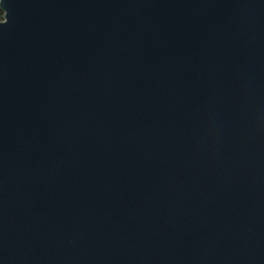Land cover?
I'll use <instances>...</instances> for the list:
<instances>
[{
    "label": "water",
    "instance_id": "1",
    "mask_svg": "<svg viewBox=\"0 0 264 264\" xmlns=\"http://www.w3.org/2000/svg\"><path fill=\"white\" fill-rule=\"evenodd\" d=\"M4 11L0 264H264V0Z\"/></svg>",
    "mask_w": 264,
    "mask_h": 264
},
{
    "label": "snow or ice",
    "instance_id": "2",
    "mask_svg": "<svg viewBox=\"0 0 264 264\" xmlns=\"http://www.w3.org/2000/svg\"><path fill=\"white\" fill-rule=\"evenodd\" d=\"M4 4H5V0H0V9H2L4 12V15H3L4 24L3 25H6L8 23V19H6V17H8V13L4 11Z\"/></svg>",
    "mask_w": 264,
    "mask_h": 264
},
{
    "label": "trees",
    "instance_id": "3",
    "mask_svg": "<svg viewBox=\"0 0 264 264\" xmlns=\"http://www.w3.org/2000/svg\"><path fill=\"white\" fill-rule=\"evenodd\" d=\"M3 15H4V13H3L2 10L0 9V21L3 20Z\"/></svg>",
    "mask_w": 264,
    "mask_h": 264
}]
</instances>
